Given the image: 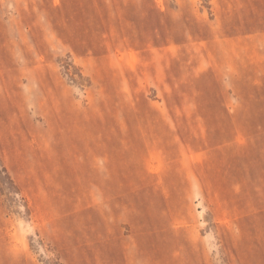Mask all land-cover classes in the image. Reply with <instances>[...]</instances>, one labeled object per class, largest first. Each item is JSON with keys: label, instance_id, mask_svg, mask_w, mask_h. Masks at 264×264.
I'll use <instances>...</instances> for the list:
<instances>
[{"label": "rangeland", "instance_id": "374dc122", "mask_svg": "<svg viewBox=\"0 0 264 264\" xmlns=\"http://www.w3.org/2000/svg\"><path fill=\"white\" fill-rule=\"evenodd\" d=\"M0 264H264V0H0Z\"/></svg>", "mask_w": 264, "mask_h": 264}]
</instances>
